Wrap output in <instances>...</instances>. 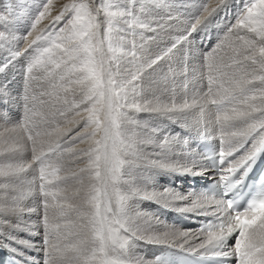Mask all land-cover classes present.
I'll list each match as a JSON object with an SVG mask.
<instances>
[{
  "label": "bare ground",
  "instance_id": "bare-ground-1",
  "mask_svg": "<svg viewBox=\"0 0 264 264\" xmlns=\"http://www.w3.org/2000/svg\"><path fill=\"white\" fill-rule=\"evenodd\" d=\"M43 2H47V0H43ZM72 3H87L90 10L94 5L102 6L99 13L93 12L98 26L95 30L96 34L90 42L89 53L97 64V70H99L102 60L108 75L115 78L120 84L118 89L113 90V94L121 93L120 106L113 105L116 110L111 113V118L116 119L117 128L113 130V136L108 139L107 144L110 151L113 146L115 147L121 163L113 166L115 167L114 173L109 172L107 185L97 182L94 186L95 190L92 192V196L96 197V203L99 204L101 213L103 214L104 208L115 209L118 203L122 202L123 212L119 219L126 226L130 222L136 234L141 237L130 241L132 264H156L157 257L160 258L159 264H174L169 259L168 252L173 248L181 249L180 245L195 249L198 253L216 254L217 250L199 248V245L204 242L207 232L196 227H179L176 223H169L163 219L164 215L171 217L173 212H178L187 217L194 216L199 221L205 215L215 214V209L209 207V203L220 199V197L202 192L197 187L200 184L187 185L189 180L185 174V169H192L195 172L204 173L196 175L198 178L207 177L210 180L220 178L221 173L212 170L207 157L200 154L195 146L196 139L203 137L212 139L222 148V133L220 126L216 123L217 116L213 115L209 104L204 103L200 104L201 106L188 109L184 107L186 101H180V105L176 99L180 93L178 91L180 86L183 88L185 86L197 87L198 92L202 91L203 69L209 76V65L213 66L212 75H217L215 68L230 64L238 78L243 76L244 70L237 69L235 61L237 59L243 61V56L238 54L247 48V42L253 34L239 22L247 16V9L253 3L258 4L259 0H52L51 15L35 29L32 28V24L37 9L42 10L41 0H0V15L6 16V22L0 20V82L7 85V81L3 80L7 76L6 73L3 77L4 72L8 69L17 71L21 64L18 57L22 59L30 57L27 59L25 67L27 75L32 73L36 77L43 78L44 83L52 85L67 81L68 85L64 87L68 86L71 89L74 87L79 92V96L76 98L78 100L75 99L71 103V116L55 129L43 133L38 131L39 135L35 137L36 154L44 153L46 150L48 152V149L54 144L62 146L63 151L61 149L53 156L55 164L52 167L55 172H51L52 169L43 163L38 173L41 179V169H43V179H41L39 187L36 181L37 175H35V166L38 163L33 158L20 163L18 177L26 178L23 180L25 181L23 187L25 191L22 192L21 200L25 211L19 219L14 216L9 217L11 223L7 225L0 222V246L19 258L29 259L30 264H44L45 251L47 250L45 245V216L47 215L50 230L55 229L57 224L59 225V232L50 236V243H60L61 246L67 244L69 247H91L89 245L93 239L91 227L85 229L83 226L82 217L86 213L84 208L78 207L82 204V200L77 196V193L79 192L80 196L83 195L80 170L87 167V159L82 150L89 148L90 145L95 146L94 142L100 140L102 134L97 132L95 136H89L86 139L78 137H82L85 132L90 133L94 128L93 125L85 126L89 115L85 108H95L101 126H103V118L108 116V105L102 95H99L96 100L88 102L81 91V85L76 82L83 65V58L80 54L73 53L75 65L69 61L68 56L61 54L68 44L67 42L61 43L60 38L68 37L71 33H60L59 37L57 33L59 29L67 26L71 14L67 15L66 19L54 28L48 27L52 18L59 15L63 6ZM175 9H178L187 18L173 19L178 16ZM254 11H258V9ZM9 12L11 14H8ZM197 19L201 21L199 24H197ZM88 22V17L82 16L78 27H86ZM207 24L208 26H206ZM193 25H196L195 31L192 30ZM186 26L187 28H185ZM221 26L224 30L227 28L225 31L221 30L224 32L222 34L219 29ZM46 28L47 31H45ZM180 29L181 31L177 33V30ZM22 30H27L24 36L21 35ZM185 30L186 32L183 34L182 31ZM42 34L43 39L37 40L36 44L25 54L28 44ZM218 34H221L220 37ZM210 37L220 38V49L223 51L221 54L218 51L216 55L211 53L202 55L203 62L200 64L201 60H199L198 63L204 65V68L203 66V69L197 68L195 65L201 52L199 53L198 45L195 42L203 47ZM22 38L25 39L23 41L25 43L19 49L21 55L16 56L13 46ZM56 44H60L59 49L55 47ZM218 45L214 46L217 47L216 50H218ZM44 49L49 51L45 52ZM35 60L40 62L32 67L29 73V64ZM175 64L182 65V67H175ZM73 67H75V71H72ZM255 67L257 69L254 73L255 77L264 75L259 71L258 65ZM53 69L57 70L56 75L66 74L67 80L60 75L56 78L52 74ZM247 71L251 72L252 69H247ZM156 73L165 77L162 79L164 84L155 80ZM133 76L137 79L133 80ZM248 78L253 79V77ZM101 79L106 84L108 76L102 73ZM14 81L15 78L12 79V82ZM156 86H159L158 91L162 90L161 86H166L167 90L168 87L170 88L167 93L168 96L170 95L169 100H164L165 96L160 92L157 95L163 96L164 99L161 100L156 96L154 91L157 90L153 89ZM206 87L205 85L204 89L208 91ZM224 88H228V85L225 84ZM221 90L223 91V89ZM228 90L232 91L231 88ZM261 90H264V84H261L259 79H254V86L246 93L247 103L257 107L262 106L259 100ZM193 91L191 90V92ZM213 91H216V88H213ZM236 91L238 92V89ZM2 92V96L0 94V126H4L3 124L11 120L7 111L12 109V106L8 107V105L14 99L10 93H6V90H2ZM254 95L257 97L255 101L252 100ZM241 106V100L238 99L234 104L226 105L227 111H220L218 114L220 116L230 115L232 107ZM58 108L55 111H64L60 106ZM165 109H172V111ZM205 109L208 111L203 113ZM153 110L159 112L155 127L150 130L156 137H144L148 132L143 134L141 128H135L138 130L137 133L135 131L133 133V128L128 129V124L134 123V115L137 113L143 115ZM162 122L165 124L161 127ZM2 130L6 131L0 132V153L5 149L2 147L4 144L7 146L11 144L8 140L10 139L8 129ZM235 130L237 129H230V131ZM136 134H140V139L134 140L133 144L130 139L131 136L136 139ZM239 139L241 138H233L232 142L235 143ZM165 141L167 143L162 148L161 145ZM102 147L103 145H101ZM223 147L226 148L227 145L225 144ZM238 147L239 145H237ZM132 149L135 151L133 156H131ZM3 157L5 154L0 159L4 160ZM47 160L46 157L45 161ZM5 163L1 164L2 168L0 169H3L4 165L7 166V162ZM161 164H165L167 167L162 168ZM8 166L10 165L8 164ZM187 174H191V172ZM137 175L139 176L137 177ZM165 177L169 179L168 183L164 182ZM19 179L17 178V180ZM84 179L86 180L87 177ZM23 181L21 180V182ZM27 183L30 184L29 188L26 187ZM92 187L88 186V189L91 190ZM17 193H20L19 190ZM40 193L44 197L41 201ZM89 198L91 199V197ZM45 204L48 206L47 213ZM86 207L95 212V208L91 205ZM163 207L168 211L163 210ZM60 208L65 210L63 215L59 212ZM181 209L186 210L181 211ZM108 219L114 228H119V224L115 222L117 218L112 213L108 214ZM165 233L176 234V240L174 241L170 235L168 244L148 242V238L156 235L162 236ZM180 233L188 235L181 238ZM120 235H125L122 230ZM228 240V242L225 241L224 250L232 251L235 240L232 239V236ZM13 249H18V251H13ZM117 251L119 252L118 248ZM148 253L154 254L150 257L152 254L147 255ZM42 257L43 260L40 261Z\"/></svg>",
  "mask_w": 264,
  "mask_h": 264
},
{
  "label": "snow or ice",
  "instance_id": "snow-or-ice-1",
  "mask_svg": "<svg viewBox=\"0 0 264 264\" xmlns=\"http://www.w3.org/2000/svg\"><path fill=\"white\" fill-rule=\"evenodd\" d=\"M41 2L42 10L37 9V14L32 24L33 29L48 18L52 12V0H47V2L41 0ZM256 9L258 11H254ZM101 10V5H94L90 10L87 3L65 4L59 15L53 17L51 24L48 26L49 28H54L62 20H65L67 15L71 14V19H68L67 26L59 29L57 33L58 37L60 33H71L68 37L60 38L61 43L67 42L68 44L61 54L68 56L69 61L73 65H75L73 53L80 54L83 58V65L80 68L76 82L81 85V91L88 102L96 100L99 95L104 97L108 105V116L103 118L104 123L101 126L97 110L95 108H85V111L89 113L85 126L93 125L94 128L90 133L85 132L82 137H78L79 139H86L89 136H95L97 132L102 134L101 139L94 142L95 146L90 145L89 148L82 150L84 157L87 159V167L80 170L81 188L84 190L83 195L80 196V193H77V196L82 200V204L78 207L84 208L86 213L82 217L83 226L85 229L91 227V234L93 236L91 247H69L67 244L61 246L60 243H50V236L59 232V225L57 224L55 229L50 230V223L46 215L45 245L47 246V250L45 251L44 264H132V244L130 241L141 238L136 234L130 222L126 226L119 219L123 212L122 202L118 203L115 209L104 208L102 214L99 204L96 203V197L92 196L95 184L102 182L107 185L109 172L114 173L115 167L113 166L121 163L118 158L119 153L115 147L113 146L110 151L107 144L108 139L113 136V130L117 128L116 119L111 118V113L116 110L113 105L120 106L121 93L117 92L113 94V90L118 89L120 84L117 83L115 78L108 75L103 67L102 60L100 61L99 70H97V64L89 53L90 42L95 36V30L98 26V21L93 12L99 13ZM205 10L207 9L205 8ZM8 14L11 13L9 12ZM82 16L88 17L89 22L86 27H78ZM0 20L6 22V16L0 15ZM200 22L197 19V24ZM239 23L241 26L247 27L248 32L253 34L247 42V48L238 54L243 56V61L239 59L235 61L236 68L244 70L243 76L238 78L230 64H224L223 67L215 68L214 70L217 75L214 76L212 75L213 66L209 65L210 86L206 94V103L215 107L218 112L227 111L226 105L234 104L238 99L241 100L242 106L232 107L230 115H217L216 117V123L220 126L222 133V150L218 157L219 168L222 173L220 180L224 181L225 185L223 192L216 193L221 198L218 201L209 203V207L215 209L218 223H211L206 229H202V231L207 232V236L204 242L199 245V248L217 250L216 254L223 257L235 256L238 264H264V191L257 193L256 197L248 202L247 207L241 210L238 202L232 196L234 183L228 175L224 174H234L238 168H243L244 170L250 169L255 164L257 157L264 154V90H261L259 93L260 105H262L260 107L248 104L246 98V93L254 86V79H259L260 83L264 84V75L254 76V73L257 71L255 66L257 65L259 66V71L264 73V0H259L258 4L253 3L247 9V16ZM47 30L46 28L45 31ZM192 30H196V25H193ZM40 39H43V34L37 36L36 40H32L28 44L25 54ZM55 47L59 49L60 44H56ZM44 51L48 52L49 50L44 49ZM15 55L19 56L21 53L16 52ZM39 62V60H35L29 64L28 72L30 73L32 67ZM247 69H252V71L249 72ZM75 70V67H73L72 71ZM102 73L108 76L106 84L101 79ZM248 77H253V79H249ZM135 79L137 77L133 76V80ZM217 80L220 81V84H217ZM225 84L228 85V88L232 89L231 92H229L228 88H224ZM213 87L216 88V91H213ZM237 89L238 92L236 91ZM256 99L257 97L254 95L252 100L255 101ZM165 110L172 111V109ZM240 125H243V127H240ZM230 129L237 130L230 131ZM38 135L39 133L37 132ZM236 137H240L241 139L233 143L232 140ZM28 139L33 142V160L43 164L46 157L43 153L36 154V141L33 139V136L29 135ZM166 143L167 141L161 147L163 148ZM225 144L227 145L226 148L223 147ZM101 145H103L102 148ZM237 145H239V148H237ZM246 145L250 146L246 147ZM240 149H244V154L239 156V159H236L234 153L239 152ZM225 164L228 165L226 169L224 168ZM160 167L164 168L167 165L161 164ZM189 172L193 176L204 174L195 172L192 169H185V174ZM13 174L11 170L0 169V177L6 178L0 181V222L3 225L11 223L9 217L21 218L25 211V208L21 204L23 193L18 194L16 192L14 181L10 178ZM84 177H87V179L85 180ZM41 179H43V169H41ZM88 186L93 187L89 190ZM216 188L220 189L219 183L216 184ZM45 195L47 196V193ZM87 205L95 208V212H92L91 208L86 207ZM47 207V204H45L46 213ZM185 210L181 209V211ZM64 211L63 208L59 209L61 215L64 214ZM109 213H112L117 218L115 222L119 224V228L113 227L112 222L108 219ZM121 230L125 235H120ZM234 234L236 236L234 249L232 251H225V241ZM170 235L175 241L176 234L165 233L162 236L156 235L148 238V242L168 244ZM187 235V233L179 234L181 238ZM180 247L183 251H196L195 249L185 248L183 245H180ZM117 248L119 249L118 253ZM13 251H18V249H13ZM113 253H116V255L113 256ZM159 262L160 258L157 257L156 264H159Z\"/></svg>",
  "mask_w": 264,
  "mask_h": 264
},
{
  "label": "rangeland",
  "instance_id": "rangeland-1",
  "mask_svg": "<svg viewBox=\"0 0 264 264\" xmlns=\"http://www.w3.org/2000/svg\"><path fill=\"white\" fill-rule=\"evenodd\" d=\"M177 10V15L178 16H175L173 19H178V20H182V18H187L185 15H183L181 12H179L178 9H175ZM179 13V14H178ZM180 17V18H179ZM220 17V16H219ZM218 17V18H219ZM182 24V22H181ZM222 24V23H221ZM226 26V24H223ZM222 25V26H223ZM208 26V24L206 25ZM219 28L220 29V32L221 34L224 33L222 31H225L224 28ZM187 28V26L185 27ZM188 30V29H187ZM222 30V31H221ZM27 30H22L21 31V35L24 36L25 33H26ZM181 31L180 30H177V33ZM186 32L185 31H182V33L184 34ZM219 32V33H220ZM220 34V35H221ZM194 36V34H192ZM219 35V34H218ZM220 35L218 37H220ZM25 39H19L18 42L16 44H14L13 47H15L13 50L15 52H19V49L21 48V46L25 43H23ZM220 38H213V37H210V40L202 47V45L198 44L197 42L196 45L197 46V49H199V53H200V58L197 60V64L195 65V67L197 68H200V69H203L204 68V65H200L202 64L203 60H201V57L202 55L205 56L207 53L208 55L211 53V54H217L218 51L220 52L221 54V51H223L222 49H220ZM219 44V45H218ZM206 45L207 48H206ZM218 45V50L217 47H214V46H217ZM215 48V49H214ZM211 50V52H210ZM31 54V53H29ZM205 54V55H204ZM214 55V56H215ZM29 57V55H28ZM30 58V57H29ZM29 58H19L18 57V61L20 62L21 61V64H19V68H17V71L15 72V70L11 71L10 69L6 70L4 72V76L6 75L7 73V76L5 77L6 79H3V80H6L7 81V85L3 84L0 82V94L2 96V90H6L7 92L6 93H10L14 99L13 101L11 100V103L8 105V107H11L12 106V109H9L7 112L11 118V122L8 120L6 124H3L4 126H0V129H1V133H3L4 131L6 130H2V129H8L7 131L9 132L8 133V136H10V139H8L11 144H9L8 146L6 144H4L2 147L5 149L2 151V153H0V158L2 156H4L5 154V157L4 160L3 159H0V166L1 164H6L5 162H7V166L4 165L3 166V169L4 170H11L14 174L10 177L15 183H14V187L16 189V192L17 190H19L20 193L24 192L25 189L23 188L24 187V182L23 180H26L25 177H18L19 173H18V167L20 166V163L22 161H29L30 159L33 158V142L30 141L28 139L29 135H32L33 136V139L35 140V137L37 136V132L39 131V133H43L47 130H51V129H55L57 128V126L61 125L62 123L65 122V120H67L68 117L71 116V103L73 101H75L76 98H78L77 96H79V92H78V89L77 91L75 90L74 87H72V89L68 86L64 87L65 85H68V82H62V84H58L55 83L54 85L52 84H46L44 83V81L42 80L43 78L41 77H36V75L30 73L27 75L26 73V65H27V59ZM201 60L200 64L198 63V61ZM176 65V66H175ZM174 66L175 67H178V68H181L182 65H179V64H175ZM203 66V68H202ZM192 68H194V66H192ZM195 69V68H194ZM58 70V68H57ZM56 70V71H57ZM177 70V68H176ZM19 71V72H18ZM56 71L55 69L52 70V74L57 78L58 75H60L62 78L66 79L67 75L65 74H58L56 75ZM12 76H11V75ZM205 74V75H204ZM31 75V76H30ZM64 75V76H63ZM202 81H203V85H201L202 87V91L201 92H198L197 90V87L195 88H189V87H186L183 88V86H180V88L178 89V92L179 95L177 97V102L181 105L180 101L182 102L183 101H186V105L188 106H184L185 108H188V109H192L194 108L195 106H201L200 104H207L206 103V95L207 94V91H205V85L207 86L206 88L208 89L210 86L209 84V76L207 75V73H205V69H203V74H202ZM206 76V77H205ZM215 76V75H214ZM15 78V83L12 82V79ZM29 78V79H28ZM32 78V79H31ZM40 78V79H39ZM165 77L162 76L160 73H156V78L155 80L160 82L161 84L164 82H162V79H164ZM8 79V80H7ZM61 79V78H59ZM67 80V79H66ZM69 81V80H68ZM154 81V80H153ZM174 81V80H173ZM12 83V84H11ZM208 84V85H207ZM217 84H220V81L218 83V80H217ZM63 86V87H62ZM68 87V88H67ZM166 87V86H165ZM164 86H161V91H158L159 89V86H156V87H153V89H156L157 91H154V93H156V96L157 97H160L161 100H169L168 97L170 98V95L168 96V90L170 89L168 87V90L167 88H165ZM65 88V89H64ZM215 88V87H213ZM62 89V91H61ZM75 91H74V90ZM165 90V91H164ZM181 90V91H180ZM186 90V91H185ZM191 90L193 92H191ZM164 93H163V92ZM188 91V92H187ZM73 92V93H72ZM76 92V93H75ZM158 92L162 93L163 96H165L163 98V96H160V95H157ZM64 93V95H63ZM75 93V96L73 95ZM196 93V94H195ZM72 94V95H71ZM78 94V95H77ZM193 94V95H192ZM202 94V96H201ZM204 94V95H203ZM66 95V96H65ZM196 95V96H195ZM192 96V97H191ZM32 97V98H31ZM71 97H73L71 99ZM199 97V98H198ZM201 97V98H200ZM65 98V100H64ZM191 98V99H190ZM59 99V100H58ZM200 99V100H199ZM203 99V100H202ZM56 100V101H55ZM63 100V101H62ZM69 100V101H68ZM78 100V99H76ZM196 100V101H195ZM200 102H198V101ZM55 101V103H54ZM46 102V103H45ZM63 102V103H62ZM65 102V103H64ZM197 102V103H196ZM67 103V104H66ZM66 104V105H65ZM193 104V105H192ZM45 105V106H44ZM63 105V106H62ZM61 107V109H63L64 111L62 110H58L55 111L58 107ZM201 108V107H199ZM212 113L213 115L217 116L219 115L217 109L214 107H212ZM1 109V108H0ZM59 109V108H58ZM202 109L204 110V108L202 107ZM14 110V111H13ZM210 110V109H209ZM40 111V112H39ZM208 110L205 109L204 112H207ZM216 111V112H215ZM158 111H151V112H148V113H145V114H139L137 113L136 115H134L133 117V120H134V123H131V124H128V129L129 128H133V133L134 131L137 133V129L135 128H141L142 129V132L143 134H145L146 132H148L147 134L144 135L145 136H148V137H151V136H155L156 135L153 133L150 132V130H152L154 127H155V122L157 121V119L159 118V115H158ZM215 113V114H214ZM57 115V116H56ZM141 116V117H140ZM30 118V119H29ZM49 118V119H48ZM135 118V119H134ZM28 119V120H27ZM1 120V118H0ZM21 120V121H20ZM62 120V121H61ZM17 121V122H16ZM19 121V122H18ZM4 122V121H3ZM14 122V123H13ZM28 122V123H27ZM50 122V123H49ZM61 122V123H60ZM143 124H142V123ZM19 123V124H18ZM37 123V124H36ZM28 124V125H26ZM47 124V125H46ZM142 124V125H140ZM159 124V123H158ZM157 124V125H158ZM165 123H161L160 126L162 127ZM7 127H6V126ZM9 125V126H8ZM17 125V126H15ZM132 125V126H131ZM12 126V127H11ZM32 126V127H30ZM40 126V127H39ZM135 126V127H134ZM40 128V129H39ZM130 132V130H129ZM131 133V132H130ZM150 133V134H149ZM36 134V135H35ZM140 134H136V139L133 138V136H131V139H130V142L133 144L135 143V141H137V139H140L139 136ZM143 136V135H142ZM135 140V141H134ZM13 141V142H12ZM15 141V142H14ZM16 149H15V148ZM67 147V146H66ZM65 147V148H66ZM36 148V147H35ZM51 148V149H50ZM49 149H48V152L47 150L43 153L45 157L48 158L47 161H44V164L46 165V167H50L52 169L51 172H55V169L52 167L53 164H55V161H54V154L56 155L58 152H60V150L62 149V146H56L55 144L53 146H51ZM7 150V151H6ZM130 150V149H129ZM23 151V152H22ZM63 151V149H62ZM131 156H133L135 154V151L134 149L131 150ZM21 155V156H20ZM9 158H12L11 160ZM3 161V163H2ZM5 161V162H4ZM12 161V162H11ZM51 162V163H50ZM53 162V163H52ZM57 162V161H56ZM12 163V164H11ZM8 164L10 166H8ZM14 164V165H13ZM41 165L40 163L37 164V166H35L36 168V174L37 175L36 177V181H37V184L38 186L40 187L41 186V179H40V176H39V169L41 168ZM2 168V167H0ZM38 168V169H37ZM139 175H137L138 177ZM136 177V179H137ZM17 178L19 180H17ZM165 181L166 183H168L169 179L167 177H165ZM6 178L5 177H2L0 178V181L2 180H5ZM135 179V180H136ZM21 180L23 182H21ZM132 180H134L132 178ZM174 180V179H172ZM176 181V180H174ZM27 182V181H26ZM21 183V184H19ZM30 184L27 183V188H29ZM25 187V188H26ZM26 188V189H27ZM40 189V188H39ZM40 201L43 200V196L41 195L40 193ZM163 210H167L165 207H163ZM168 211V210H167ZM163 219L169 223H172L170 220H169V216L168 215H164L163 216ZM177 225V224H176ZM43 226V225H42ZM179 226V225H178ZM180 227V226H179ZM91 246V243L89 244ZM118 252V251H117ZM158 253V252H157ZM152 253H148L147 255H150ZM154 254V253H153ZM153 254L150 256L152 257ZM112 255H116V253H113ZM43 260V257L40 258V261Z\"/></svg>",
  "mask_w": 264,
  "mask_h": 264
}]
</instances>
